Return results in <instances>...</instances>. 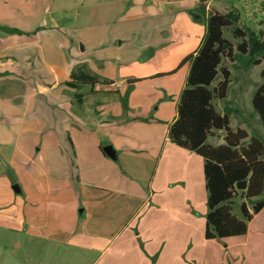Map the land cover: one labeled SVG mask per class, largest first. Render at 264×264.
Listing matches in <instances>:
<instances>
[{"label": "rangeland", "instance_id": "1", "mask_svg": "<svg viewBox=\"0 0 264 264\" xmlns=\"http://www.w3.org/2000/svg\"><path fill=\"white\" fill-rule=\"evenodd\" d=\"M210 2L209 11L238 14V27L264 31V0ZM145 3L144 0H0V25L23 32L0 30V39L11 38L8 44L0 42V52L17 51L24 44L22 36L43 33L25 40L31 44V49L18 54V63L7 65L0 73V264H90L93 252L79 248L73 239L85 237L83 233L89 228L107 225L114 214L124 216L128 212L130 202H126L123 195L114 196L115 189L123 193L143 192L147 197L154 162L147 158L146 150L136 152L135 156L116 145L115 160L104 155L99 146L107 145L104 141L114 139L116 132L110 130L99 134L101 138H97L96 132L91 136L85 130L90 124L85 122L91 115L88 106L78 111L66 103L63 97L67 96L66 93L60 92L65 81L63 71L72 61H83L81 65L85 68L93 67L106 77L112 72L117 76L124 59L131 53L140 52L146 41H158V31L170 17L159 21L158 25V19L126 20L130 8L144 7ZM51 32L62 34L68 40L62 56L53 50L57 43H63L59 40L65 38L56 40L54 36H48ZM223 35L236 44L237 40L232 38L229 29L224 30ZM77 41L86 43L87 52L80 55ZM99 59H102V66L96 61ZM223 64L231 72L230 86L226 100H216L215 105L218 109L225 105L236 109L230 116L232 129L250 127L255 131L253 124L247 128L243 119L251 118V96L261 80L259 72L264 67V60L245 70L240 62L224 59ZM54 74L61 81L53 90L56 97L42 90L54 82ZM184 76L185 68L181 67L173 81H168L173 84L170 93L185 85ZM153 78L131 87L127 102L133 112L162 124L156 117L161 108L158 110L156 106L169 102L168 107H172L173 97L178 94L168 96L166 79L159 74ZM30 92H35L31 99L28 97ZM112 108L113 103L106 105L107 110ZM83 124L86 125L83 127ZM147 126L137 125V133L148 130ZM260 126L255 134L264 138V127ZM129 151L135 152L137 148ZM69 152L75 154V161H71L70 166L67 161ZM11 156L37 170L38 175L33 177L28 171L26 174L13 171L7 165ZM144 159L147 162L141 167L139 160ZM51 171L71 177L72 184H63L65 180L59 184V178H55L54 184L53 176H48ZM14 183L19 185L21 193L13 192L11 185ZM59 187L62 188L55 190ZM158 202L161 204L159 210L152 204L153 199L147 197L129 221L128 229L139 226L151 233L170 228L173 225L171 210L162 206V200ZM197 205L207 210L206 195L199 196ZM234 212H237V206ZM247 230L245 235L212 241L202 238L196 248L187 246L186 254L196 252L187 264H264V210L248 223ZM75 231L78 232L75 234ZM133 242L146 244L147 235Z\"/></svg>", "mask_w": 264, "mask_h": 264}, {"label": "crops", "instance_id": "2", "mask_svg": "<svg viewBox=\"0 0 264 264\" xmlns=\"http://www.w3.org/2000/svg\"><path fill=\"white\" fill-rule=\"evenodd\" d=\"M144 1L146 2L143 4L144 7L140 5L130 8L129 13L126 14L128 18L126 20H137L140 22L142 20L152 21V19H158L156 23L158 25L159 21L162 22L170 17L167 23H162V27L158 31V41L156 43H148L146 41L141 47L140 52L135 50L134 53H131L128 57L129 59H124L117 76L112 72L110 76L106 77L105 73H97L93 67L85 68L81 65L84 64L83 61H72L69 68L63 71L62 79L65 81L64 87L60 89V92L66 93L67 96L63 97H65L66 103L72 108L80 111L88 106V111L91 112V115H89L90 119H86L85 122L87 124L90 122V124H88L85 130L87 133L92 134L91 136H95L94 133L96 132L98 134L97 138H101L99 134L111 130V133L116 132L113 135L114 139L104 141V144H112L113 148L117 145L118 149H122L133 155L136 152L140 153L142 150H146L147 158L154 162L151 171L152 175L150 176L146 189L147 197L153 199L152 204L157 210L161 206L158 202L159 199L162 200V206L170 208V218L173 221V225L163 231H153L151 233L150 230L142 229L139 226L130 227L129 230V221L133 219L147 197H145L143 192L123 193L115 189V192H113L114 196L123 195V197L127 198H125L126 202H130L131 205L128 212H125L124 216H116L114 214L110 217V222L107 225L98 226L95 229L89 228L88 231L82 232L89 239L87 237L73 239L78 244L73 243L79 248L86 252H93L90 264L98 261H101L102 264H187L189 259L196 255V252L186 254L185 250L187 246L196 248L201 243L202 238L206 241L213 240L206 239L204 236L208 208L205 210L202 206L197 205V200L200 195H206L207 205V192L203 174L204 160L202 156L194 151L177 146L170 141L168 136L169 127L177 117V104L181 91L185 87V85H182V87H179V90L170 93V88L173 84L168 81H173L172 79H174L176 71L183 67L185 68L184 80L186 83L189 66L187 62L181 66L180 63L187 55L191 53L195 54L205 32V24L195 10L199 0ZM203 1L205 3V9L208 11L212 4L210 0ZM53 33L57 32H51L48 36H54L56 40L61 37L65 38V40H59L63 43H57V48L53 50V53L62 56V53L66 50L68 40L62 34ZM38 35H43V33L34 32L28 34L27 36L29 37L22 36L21 38L22 40L24 39V44L17 51H1L0 73H3L2 71L7 65H15L18 63V54L26 53L31 49V44H28L29 42L25 40H30L31 36ZM10 39H0V42L2 45L8 44ZM141 40L144 42L143 39ZM77 44L80 55L87 52L86 43L77 41ZM35 52L37 55L39 54L37 49H35ZM42 52L43 49L40 53ZM140 55L142 57L139 61ZM96 61L100 62L102 66V59ZM118 64L116 63V65ZM155 74L161 75L168 82L166 85L169 89L168 96L172 97V94H178V97H173L175 99L172 107H168L169 102H164L161 107L160 105L156 106L158 110L161 108L160 112H157L156 117L158 121H162V124L133 112L132 106L129 101L127 102L128 94L129 98L131 96L130 88L155 79L153 78ZM54 75L56 76L54 82L49 84V87L42 89L44 93L50 92L52 97H56L53 90L61 82L57 79V75ZM102 87H106V89L102 90ZM34 94L35 92H30L28 95L29 99ZM121 98L126 101V109L122 105ZM116 99H119V102ZM109 103H113V108L107 110L106 105ZM218 110L222 111L223 109ZM249 117L251 118L243 119V124L247 128L250 124H253L255 131L250 129V127L248 129L252 133L248 129H244L249 135H256L255 133L259 131L261 123L253 110H251ZM145 124L148 125V130L137 133V125ZM84 125L86 124H83V127ZM221 137L222 132L218 131L215 133V136L208 138V142L217 145L222 142ZM123 140L125 145L123 144ZM143 141H146L147 145L142 144ZM102 147L101 145L99 146L103 153ZM131 148H137V151H129ZM114 150L117 157V151L115 148ZM133 155L130 156L136 159ZM74 156V153L70 154L69 152L67 160L69 166L71 161H75ZM9 160L7 165L18 174L22 172L26 174V171H28L33 177L38 175L37 170L33 169V171L27 164H24V162L15 156H11ZM139 162L142 167L144 165L143 163L147 162V159L139 160ZM159 166L160 168L158 169ZM48 176H53L54 184H56L55 178L60 179L59 184H62L64 180L66 182H63V184H72L71 177H68L64 173L51 171ZM154 180L156 181V188L154 186ZM76 181L78 180L76 179ZM60 188L62 187L54 189L57 190ZM71 193L77 192L71 191ZM105 193L107 192L105 191ZM262 210H264V207L259 212ZM78 231L81 232V230ZM78 231L74 233L76 234ZM144 234L147 235L146 244H139L138 242L132 243L133 240L139 239ZM90 239L93 240L91 241Z\"/></svg>", "mask_w": 264, "mask_h": 264}, {"label": "trees", "instance_id": "3", "mask_svg": "<svg viewBox=\"0 0 264 264\" xmlns=\"http://www.w3.org/2000/svg\"><path fill=\"white\" fill-rule=\"evenodd\" d=\"M195 10L205 32L195 54L180 63L187 62L189 68L168 136L177 146L202 156L208 208L204 236L221 239L245 234L247 223L264 207V138L249 135L244 128L232 129L230 116L236 109L225 105L220 111L215 105L216 100H226L230 86L231 72L223 60L240 62L244 70L259 65L264 60V31L238 27V14L232 11H206L203 0ZM227 29L236 44L224 37ZM0 30L23 33L6 25ZM259 75L251 105L264 127V67ZM121 102L126 109V101L121 98ZM218 131L222 142L209 143ZM242 180L245 187L238 189Z\"/></svg>", "mask_w": 264, "mask_h": 264}, {"label": "water", "instance_id": "4", "mask_svg": "<svg viewBox=\"0 0 264 264\" xmlns=\"http://www.w3.org/2000/svg\"><path fill=\"white\" fill-rule=\"evenodd\" d=\"M102 150H103L104 154L107 155L108 157H110L111 159L115 160L117 158L115 150L112 147V145L107 144V145L102 147ZM245 184H246V181L242 180V181L237 182L236 187L238 189H243L245 187ZM11 188H12L13 192L18 193V194L21 193V189L19 188V185L17 183L12 184Z\"/></svg>", "mask_w": 264, "mask_h": 264}]
</instances>
